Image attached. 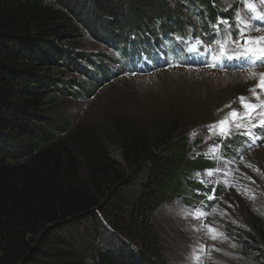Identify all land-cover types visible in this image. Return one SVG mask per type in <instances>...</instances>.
Here are the masks:
<instances>
[{
  "label": "trees",
  "instance_id": "1",
  "mask_svg": "<svg viewBox=\"0 0 264 264\" xmlns=\"http://www.w3.org/2000/svg\"><path fill=\"white\" fill-rule=\"evenodd\" d=\"M225 1L0 0V264H165L155 218L178 199L204 200L192 176L209 163L190 159L197 142L173 120L70 130L64 100L93 92L63 78L77 69L95 78L84 67L95 64L81 51L84 34L117 51L122 71L141 53L183 60L175 38L194 23L201 36L192 38L215 40L213 25L242 4L228 11ZM241 235L264 264V218L251 214Z\"/></svg>",
  "mask_w": 264,
  "mask_h": 264
},
{
  "label": "rangeland",
  "instance_id": "2",
  "mask_svg": "<svg viewBox=\"0 0 264 264\" xmlns=\"http://www.w3.org/2000/svg\"><path fill=\"white\" fill-rule=\"evenodd\" d=\"M232 1L224 3L228 11ZM252 2L258 10L264 8L259 0ZM171 4L175 7L174 1ZM179 6L178 11L184 14L187 4L180 3ZM236 11L245 20L252 15L243 3ZM233 17L227 25L220 26L223 32H218V40H223L225 32L235 36L236 30L242 27ZM249 22L261 30L246 31V38L264 36V22ZM192 24L189 28L193 31L190 29L186 41L196 45L197 52L188 50L191 64L184 65L171 59L166 60L164 67H156L153 63L145 70L144 58L135 56L129 65L139 67L141 72L122 71L119 64L122 57L117 51L84 34L81 51L91 55L95 62L86 63L84 67L95 78H88L77 69L63 79L80 80L84 89L93 94L89 97L69 96L62 109L69 118L70 130L116 120L129 121L138 127L164 120L177 122L180 134L191 143L197 142L190 152V159H200L210 166L198 176H192L198 184L205 186L204 192L196 194L205 197L199 205L178 199L164 206L155 218L163 261L165 264H255L254 255L248 252L250 248L241 233L250 229L251 214L264 218V126L257 124L264 117L252 113L241 121H234L229 113L249 111L241 105L238 97H246L252 104L264 100V91L260 87H256L260 100L249 91L258 84L260 78L256 74L264 73V66L251 65L246 60H228L224 56L214 61V56H220L219 46L216 42L208 44L199 37L192 38L201 36V31L195 28L197 25ZM214 37L218 38V35ZM188 42L183 43L185 48H188ZM232 48L236 51L235 46ZM222 60L235 61L236 68L228 69ZM96 62L107 68L108 76L98 72ZM95 71L98 73L94 74ZM225 117L228 118L227 127L235 129V123L240 122L255 135H241L244 129H235L236 134L230 136L221 135L219 128L210 130V125H219ZM250 119L252 124H257L256 127L249 125ZM247 139H251L252 146ZM249 164L252 167H246ZM209 171L212 176L207 175ZM206 189H209L208 193ZM197 213L207 215L198 219ZM207 226L215 229L213 234L217 239H211ZM106 229L110 230L109 227ZM137 231L133 228L134 238H127V245L131 248L136 245ZM201 246L205 251H200ZM195 256L200 257L198 262Z\"/></svg>",
  "mask_w": 264,
  "mask_h": 264
},
{
  "label": "snow or ice",
  "instance_id": "3",
  "mask_svg": "<svg viewBox=\"0 0 264 264\" xmlns=\"http://www.w3.org/2000/svg\"><path fill=\"white\" fill-rule=\"evenodd\" d=\"M261 5H264V0H259ZM242 3L246 8L252 13L251 16L248 17V20H245L241 13L236 12L234 13L236 17V23L242 25V27H239L236 30L235 36H233L232 33L225 32V37L223 40H216L217 45L219 46L218 51L220 53V56H214L213 60L217 61L220 59L221 56L226 57L228 60L237 59V60H246L251 65L259 64L261 66H264V36L256 37L255 39L252 38H246V31H260L261 28L257 25L251 24L249 21L251 20H257L260 22H264V8L257 9L256 4L252 2V0H242ZM219 24H225L227 25V21L220 19L218 20L217 24H214L213 27L216 30V32L220 31ZM181 37H177V40H180ZM197 44L200 43L199 40L196 42ZM211 43V41H209ZM232 46H235L236 51H233ZM188 50L190 52H197L196 45H189ZM259 76V82L258 84L250 88L249 91L253 93L254 96H256L257 100H260L259 95L256 93V87H260L262 91H264V73L256 74ZM241 105L249 111H246L245 113H238L237 111H233L229 113V115L233 118L234 121H241L245 115H251L252 113H255L256 116L264 117V100L260 101V104H252L248 103V98L246 97H238ZM259 108L260 111L256 112L255 110ZM249 125H251L252 128L256 127L257 124L264 126V119H260L257 124H252L251 119L249 120ZM228 124V118L225 117L224 120L219 122V125H210V130L219 128L220 134L223 136H230L236 134L235 129H244L243 132H241V135H246L249 137H253L255 134L251 131V129L246 126L243 123L236 122L235 123V129L227 127ZM195 135V133H193ZM246 167H252V165H246ZM255 171H259L258 169H254ZM195 175H199V173H196ZM208 176H212L213 173L209 171L207 173ZM207 215V213H197V218L200 219L203 216ZM207 231L210 234L211 239L215 240L217 239V235L213 234L215 233V229L212 228V226H207ZM222 235V234H221ZM235 247V245H233ZM200 251H205L204 246H201ZM194 259L198 262L200 260L199 256H195Z\"/></svg>",
  "mask_w": 264,
  "mask_h": 264
}]
</instances>
